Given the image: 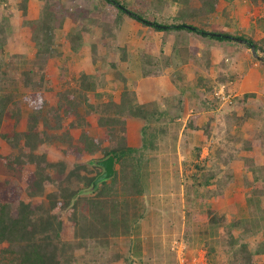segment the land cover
I'll list each match as a JSON object with an SVG mask.
<instances>
[{
    "label": "trees",
    "instance_id": "obj_1",
    "mask_svg": "<svg viewBox=\"0 0 264 264\" xmlns=\"http://www.w3.org/2000/svg\"><path fill=\"white\" fill-rule=\"evenodd\" d=\"M104 1L116 11L113 15L116 28L120 27L124 16H128L159 33L187 31L218 42H233L237 45L239 43L236 40L247 42V49L255 46L264 58V39L254 41L243 35L208 31L209 22L218 13L221 0H145L147 3L150 1L151 7L158 11H161V8L176 7L177 13L172 25L161 23L150 15L151 7L137 10L130 8L122 0ZM248 2L250 6H264V0ZM193 3L199 5L193 7ZM21 9V31L31 34L35 44V56L30 62L24 61V65L18 62L15 64L6 58L0 59V138L12 150L10 154L0 153V264H76L80 263L76 251L88 250L90 242L106 247L112 239L129 235L143 218V213L140 212L142 174L146 168L143 157L148 150H155L158 136L163 132L161 129H153L152 124L170 115L160 111L158 102L139 103L136 92L130 91L126 85L119 104L110 100L107 104L93 106L89 93L102 88L105 81L93 75L88 76L84 72H81L78 78H73L75 87L56 93L57 102L53 104L47 96V93L53 91L51 81L47 77L49 63L62 57L60 69L63 75L69 72L65 60L67 57L58 50V46L64 43L63 21L58 25L54 22L52 18L55 14L48 3L43 5V14L39 19L33 21L28 18L27 0L21 2ZM258 23L264 32V19H259ZM187 26L194 29L190 30ZM82 27L81 24L77 33L65 42L69 44L73 54L80 52L84 39ZM6 31V27L0 23V48L3 50L8 44ZM154 48V44L146 45L134 61L132 53L123 49L122 55L113 66L122 68L139 62L143 76L149 77L153 72L156 76L161 75L158 66L162 71L169 67L179 70L185 65L186 56L180 48L174 47L167 55L160 51L159 56L155 55ZM155 68L158 71H155ZM233 78L229 76L230 80ZM197 79L196 88H204L210 96L213 86L209 85V80L200 74ZM127 81L124 79V83ZM219 81L226 83L227 79L221 75ZM182 94L181 100L184 99V89ZM255 98V94L248 93L233 98L231 103L227 104L231 118L237 121L238 125L252 117L264 120V103L253 102ZM213 100H207V104L204 102L200 110H216L217 104L221 102L218 99ZM211 101L215 103L211 104ZM25 104L30 109L28 125L25 130H20L18 124L23 116ZM252 104L256 105V109L249 108ZM84 105L89 108L103 107L100 112L103 115L98 116V123L105 129V140L98 141L85 130L88 123L77 112V109ZM240 110L243 114L238 115ZM124 113L131 115L135 121L129 122L127 115L123 119L120 118ZM179 116L186 115L181 112L180 115L172 117V121L176 123ZM200 118V115H191L187 118L186 128L191 131H203L207 139L209 123L204 124ZM66 120H71L70 127L76 126L84 131L77 142H70L67 149L58 151L62 159L52 162L46 146L58 138L57 134L51 133L52 130H61V135L69 139L68 130L65 128L68 124L64 123ZM139 120L142 121V145L136 147L130 144L128 134L137 130ZM252 133L256 135L257 140L264 141V130ZM260 141H257L258 145H262ZM197 150L200 155L202 148L197 147ZM245 150L249 153L244 158L245 170L254 175L252 181L247 179V175L243 176L247 189L246 198L251 210L249 217L234 220L230 224L225 223V229L231 237L227 242L228 248L234 250L233 264H259L264 257V164L258 165L255 162L251 144H248ZM99 154L100 160L109 156L115 157V176L102 182L93 193L82 194V191L90 188L102 173L100 167L90 164ZM70 157L73 159L70 160ZM89 157L92 158L87 160ZM256 164L258 167H255ZM196 168L201 175L194 174L193 179L199 187L209 189L213 184L218 185L215 191H208V194H216L218 197L221 194L219 189L230 182L228 180L224 185L221 181L219 184L217 181L213 183L217 177L213 172L209 174L202 164ZM205 212L214 215L208 209ZM195 213L194 207L189 209L188 218H194ZM218 220L214 216L211 222L216 224ZM259 236L263 238L251 248L248 242ZM214 252L215 247H210L209 254Z\"/></svg>",
    "mask_w": 264,
    "mask_h": 264
},
{
    "label": "rangeland",
    "instance_id": "obj_2",
    "mask_svg": "<svg viewBox=\"0 0 264 264\" xmlns=\"http://www.w3.org/2000/svg\"><path fill=\"white\" fill-rule=\"evenodd\" d=\"M23 1L25 0H0V23L7 29L5 35L8 42L4 50L0 48V59L6 58L21 65H24V61H32L35 56V44L31 39V34L21 31L23 26L21 2ZM122 1L132 9L146 10L151 7V2H146L148 0ZM222 1L218 6L221 18H212L211 25L207 28L208 31L223 30L225 33L231 29L229 31L233 32V35L247 36L254 41L264 39L261 38L264 37V32L261 33L262 29L259 28L258 23L259 19H264V6H250L248 0ZM27 2L29 20L39 19L43 14V5L48 3L55 14L52 18L54 22L58 25L63 21L64 43L58 46V50L67 57L65 60H67L66 65H68L69 72L63 75V71L60 69L62 57L49 63L47 77L51 81L53 91L47 93V96L53 104L57 102L56 93L58 91L76 86L73 78H78L81 72L105 81L102 88L94 93H89L93 106L107 104L110 100L116 103L115 101L118 100L119 95H122L125 85L128 87L131 79L146 78L141 76L142 68L139 72L136 71L135 63L122 68L113 66L122 55L123 49L132 53L135 57H133L134 61L136 56L141 54L142 47L145 48L146 45L154 44L155 53L159 51L158 55H160V51H163V54L167 55L171 47L174 48L176 45L179 48L185 41L186 45L188 44L187 47L181 48L186 56L185 59L190 57V59L196 60L198 57L201 59L199 62L204 61L205 64L212 60V55L217 53L216 60L222 64V71L225 67L228 69L230 65V62L226 61L230 59L227 49L214 47L211 45L214 42L210 44L208 39L197 33H158L128 16H124L120 27L116 28L113 22V15L116 11L104 0H27ZM197 3H193L192 6H198ZM161 11L151 7V14L150 12L148 14L161 23L174 24L176 7L161 8ZM221 11H226L228 17L223 18ZM249 18L252 19L251 22H249ZM226 22H230L231 26H225ZM81 24L84 30V39L80 52L73 54L69 49V44L65 42L77 33ZM235 46L237 50L234 52L247 49L241 43L235 44ZM191 53L192 56H190ZM69 55L70 57H68ZM259 55L262 56L261 53ZM150 70L153 71L146 69V71ZM154 70L156 71L157 68ZM165 70H162V75ZM124 79L128 80L127 84L124 83ZM212 103L215 102L211 101ZM227 106L223 103L217 104L218 108L213 110L212 115L203 117L204 120L200 118L204 124L209 123L207 139L204 137L203 131H191L186 128L187 115L179 116L176 123L172 121V117L179 114L176 111L167 112V115L170 116L160 118L152 124L153 129H161L163 132L158 136L155 150H148L143 157L146 162L144 164L146 168L142 174L143 194L140 196V212L143 213V218L129 235L112 239L106 247L90 242L88 250L76 251L77 257H80V263L76 264L234 263V250L231 251L228 248L227 242L231 237L226 233L225 223L230 224L234 220L249 217L251 207L246 198L247 189L244 186L243 176L247 175V179L252 181L254 175L245 170L244 158L249 154L245 148L251 144L255 162L258 165L264 164V141L257 140L256 135L252 133L264 130V120L252 117L238 125L237 121L231 118ZM102 110L103 107L89 108L85 105L79 107V110L77 109V112L88 123L85 130L98 141L105 140V129L98 123V116L103 115L100 113ZM29 114L30 109L25 104L18 129L25 130L27 128ZM240 114H243L242 110L239 111L238 115ZM126 115L131 116L124 113L120 118L123 119ZM70 122L71 120L64 122L66 125L68 124L65 128L68 130L69 139L61 135V130L51 131L52 134L58 135L53 143L46 146L52 162L62 159L61 153L58 151L67 149L70 142H77L84 131L83 128L70 127ZM52 125L55 124L52 123ZM138 132L139 130H136L128 138L133 146L142 145L141 135ZM257 141H260L262 145H258ZM204 143L205 145H203ZM197 147L202 148L200 155ZM0 153H12L10 147L1 138ZM91 158L89 157L87 160ZM100 158V154L93 158L91 166H95L92 165L93 162ZM72 159L70 157V160ZM199 164L205 165V171L209 174L213 172L217 176L213 183L221 181L224 185L228 180L230 181L227 186L219 189L221 194L218 197L216 194H208V191H215L214 189L218 188V185L213 184L211 188L207 189V187H199L195 183L193 175H201L196 168ZM257 164L255 167H258ZM85 190L82 191V194ZM208 195L211 197L209 198ZM192 207L195 208L196 213L194 218L192 216L189 219L187 212ZM206 209L214 215L207 214ZM214 216L220 220V223H218L219 220L216 224L211 222ZM261 238L263 237L251 239L248 242L249 246L252 248ZM176 242H178L179 248L175 251L173 246ZM210 247H215V252L212 254H209ZM181 251L183 252L181 253ZM259 264H264V257L261 258Z\"/></svg>",
    "mask_w": 264,
    "mask_h": 264
},
{
    "label": "crops",
    "instance_id": "obj_3",
    "mask_svg": "<svg viewBox=\"0 0 264 264\" xmlns=\"http://www.w3.org/2000/svg\"><path fill=\"white\" fill-rule=\"evenodd\" d=\"M222 2L223 1L221 0L219 5ZM236 2H238V0ZM221 14L223 15L222 16L223 18L227 16V13H225L224 11L223 12L221 11ZM217 17L221 18V15H219V9L216 16L215 17L213 16L212 18L216 19ZM251 21L252 19L249 18V22ZM211 22L212 21H210V25ZM227 25L231 26L230 22H226L225 26ZM229 30L231 31V29H228V31H225V33L233 34V32H230ZM260 31L261 33H263L262 30ZM182 32L189 33L187 31H179V32L175 31L172 33H182ZM219 32L223 33V30L222 31L219 30ZM250 33L252 34V32ZM208 40L210 44L214 42V44H211L214 47L227 49L229 51L230 59L226 60L227 62H230L228 69H225L226 68L225 67L224 68L225 70L224 69L223 71L221 70V68L223 67L222 64H220L216 60V56L218 58L217 53L211 56L212 60L210 62L207 61L205 64L204 61L199 62L201 61V59L198 57H196V60H192L190 59V57H188L186 59L185 65L179 70H175L172 67L164 68L166 70L163 73L164 75H162L163 71H161V69L157 67L161 73L160 76L154 75L155 72H153L152 75L154 77L153 76L150 77L149 75V77H146L145 79L142 78L141 80L136 75L137 77L136 80L131 79L129 81L128 89L130 91L136 92L139 103L147 104L151 102H158L160 110L163 112L176 111L179 112V115L181 114V112H183L184 115H187V118H189L192 114L200 115L202 120H204L203 117L206 118L207 115L213 114V110H208V111L200 110V108H202L203 106V103L205 102L207 104V102L210 101L211 99H218L217 94L219 92H224L227 95H231L233 98L248 93L255 94L256 98L255 101L253 102H258L261 104L264 103V61L256 60L253 57L252 51L250 49H246L243 51L239 50L238 52H234V50L236 51L237 49L233 42H218L211 39ZM187 45L186 42L184 41L183 46L179 48L184 49V47L186 48ZM174 47H176V45ZM172 49L173 48L171 47L169 51H171ZM158 53H155V55L159 56ZM136 54L138 53L136 52ZM190 56H192V53L190 54ZM137 58L138 56H136V59ZM135 65H137L136 71L139 72L141 70L140 63L137 62V64ZM199 74L206 77L209 80L208 82L209 85L213 86V93L210 96L208 93H206L204 88H201L199 90L196 88V84L198 80L197 77ZM221 75H223V77L227 79L226 83L219 81ZM141 76L143 77L142 72H141ZM229 76L234 78L230 80ZM182 89L185 90V95H184V99L181 100V96L183 95ZM120 100H121V95H119L118 100L116 101L114 100V101L116 102V104H119ZM218 100L221 103H223L220 99ZM209 104L210 103H208V106ZM249 108L256 109V105L252 104L249 106ZM129 119H130L129 122L135 121L133 117H129ZM140 122L142 121L139 120L138 122L139 126H137L136 128L137 130H139L138 132L139 135H140V127L142 126ZM134 132H129L128 138H130V136ZM136 147H139V145H136Z\"/></svg>",
    "mask_w": 264,
    "mask_h": 264
},
{
    "label": "water",
    "instance_id": "obj_4",
    "mask_svg": "<svg viewBox=\"0 0 264 264\" xmlns=\"http://www.w3.org/2000/svg\"><path fill=\"white\" fill-rule=\"evenodd\" d=\"M187 28H189L190 30L194 29L191 26H187ZM236 41L244 45L248 44L247 42H243L240 40H236ZM251 47H252L251 51H252L253 57L258 61H264V58L259 55L258 49L255 46H251ZM92 165L100 167L102 169V173L94 180V182L92 183V186L83 192L84 194H89V193L94 192L102 182L111 180L115 176L116 160L114 156H109L106 159L97 160L93 162Z\"/></svg>",
    "mask_w": 264,
    "mask_h": 264
},
{
    "label": "built area",
    "instance_id": "obj_5",
    "mask_svg": "<svg viewBox=\"0 0 264 264\" xmlns=\"http://www.w3.org/2000/svg\"><path fill=\"white\" fill-rule=\"evenodd\" d=\"M218 99H220L224 104H230L233 97L231 95H227L224 92H219L217 94ZM177 248H179L178 242L175 243V245L173 246V250H177ZM184 250V249H183ZM183 251H181L182 253ZM182 255V254H181Z\"/></svg>",
    "mask_w": 264,
    "mask_h": 264
},
{
    "label": "clouds",
    "instance_id": "obj_6",
    "mask_svg": "<svg viewBox=\"0 0 264 264\" xmlns=\"http://www.w3.org/2000/svg\"><path fill=\"white\" fill-rule=\"evenodd\" d=\"M251 50V49H250ZM262 57V56H261Z\"/></svg>",
    "mask_w": 264,
    "mask_h": 264
}]
</instances>
